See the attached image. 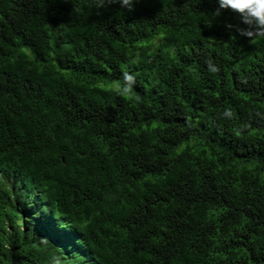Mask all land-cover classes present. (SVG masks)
<instances>
[{
	"label": "trees",
	"instance_id": "16d2710c",
	"mask_svg": "<svg viewBox=\"0 0 264 264\" xmlns=\"http://www.w3.org/2000/svg\"><path fill=\"white\" fill-rule=\"evenodd\" d=\"M96 4L0 0V264H264V39Z\"/></svg>",
	"mask_w": 264,
	"mask_h": 264
},
{
	"label": "clouds",
	"instance_id": "9594fccd",
	"mask_svg": "<svg viewBox=\"0 0 264 264\" xmlns=\"http://www.w3.org/2000/svg\"><path fill=\"white\" fill-rule=\"evenodd\" d=\"M117 3L121 8L127 9L128 11L134 10L139 0H97V7L104 6L105 3ZM219 7L212 14V18L218 16L221 9H228L235 11L239 14L240 21L244 26L240 24L233 25L227 23L226 27L229 29L234 28L235 32L240 36L248 38L251 42H255L257 39H264V0H218ZM207 70L211 73L219 71V67L213 62L211 58L206 60ZM136 82V75L134 73L124 71L122 74V82L117 85L116 91L120 94H127L131 91L133 85ZM231 113L227 110L225 115ZM46 222L50 223L51 220L47 219ZM59 236L60 243L66 248L68 246L67 241L69 240L68 235Z\"/></svg>",
	"mask_w": 264,
	"mask_h": 264
}]
</instances>
